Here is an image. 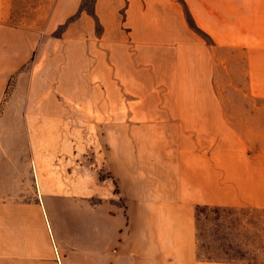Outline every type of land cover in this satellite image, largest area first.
<instances>
[{
    "label": "crops",
    "instance_id": "crops-1",
    "mask_svg": "<svg viewBox=\"0 0 264 264\" xmlns=\"http://www.w3.org/2000/svg\"><path fill=\"white\" fill-rule=\"evenodd\" d=\"M83 2L55 0L22 25L0 0V264H264L200 257L196 214L264 208V0ZM92 40L111 53H88ZM104 87L142 102L86 100ZM95 114L110 132L92 185L71 125ZM24 147L37 162L27 176Z\"/></svg>",
    "mask_w": 264,
    "mask_h": 264
},
{
    "label": "rangeland",
    "instance_id": "rangeland-1",
    "mask_svg": "<svg viewBox=\"0 0 264 264\" xmlns=\"http://www.w3.org/2000/svg\"><path fill=\"white\" fill-rule=\"evenodd\" d=\"M55 0H6L8 15V22L18 23L22 25H35L46 20L47 14ZM94 4V0H84L83 7L91 9ZM187 17L192 29H194L202 38L209 41L207 34L196 27L192 20L191 15L187 12ZM64 29V25H61L54 35H61ZM43 40V39H42ZM91 42V41H90ZM61 49L62 47H56ZM88 53H103L110 54V45L106 42L102 44L99 40H92L88 45ZM41 52V47L37 48L34 53L33 60L36 59ZM74 46L71 47V53H75ZM35 61H30L26 67L32 68ZM105 74L106 71H103ZM104 76V80H105ZM110 79V77H108ZM127 79V78H126ZM94 83V81H93ZM121 84V82H120ZM223 89V87L221 86ZM105 89V87H104ZM11 88H8V94ZM106 90V89H105ZM7 94V95H8ZM221 94V93H220ZM33 93H22V97L19 99L22 101H28L32 99ZM84 95V94H81ZM71 99L78 100L79 94L72 93ZM232 97L237 99L238 94H231ZM7 96L6 99H8ZM87 101L106 102L112 99L118 98L120 103V112L127 111V104L133 105L135 102H142L141 93L127 92L125 90L118 89V92L112 91H94L86 94ZM54 99L56 101L66 100V96L62 92H55ZM264 101V100H263ZM127 103V104H126ZM100 104V103H99ZM125 107V108H121ZM101 111V110H99ZM89 115V114H88ZM98 115L87 116L86 121H80L71 125L72 132L78 134L81 133L80 139L75 134L72 135L75 139L72 141V149L79 148V144L86 149L87 153V168L86 180L93 185L96 173L95 168V150L96 145L101 143V133H109L110 126L108 124H100L97 119ZM120 128L126 129L125 124H120ZM120 130L119 132H121ZM28 135L25 138V144H29ZM81 146V147H82ZM45 152V164L51 166L66 165L64 159H58L52 157V154L47 155ZM54 159H56L54 161ZM80 160L79 157H77ZM5 163H7L5 159ZM71 163V161H69ZM37 162L29 151L24 147L22 157V167L25 175L27 172H33ZM78 168V163H72V167ZM52 167V166H51ZM54 168H57L54 167ZM56 172H49L47 175L54 179H61L62 171L55 169ZM54 171V169H53ZM71 179H77L78 173H71ZM83 176H85L83 174ZM24 183V181H23ZM59 191V190H58ZM61 191V190H60ZM88 191V190H86ZM123 206V204H122ZM197 235H198V253L200 257L216 260H247V261H263L264 262V208H251V207H220V206H207L199 205L197 207ZM86 229L84 225L80 230Z\"/></svg>",
    "mask_w": 264,
    "mask_h": 264
}]
</instances>
